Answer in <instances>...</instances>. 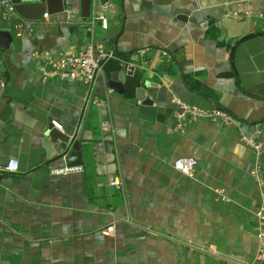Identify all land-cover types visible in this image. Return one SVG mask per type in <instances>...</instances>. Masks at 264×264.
I'll return each instance as SVG.
<instances>
[{
  "label": "crops",
  "instance_id": "1",
  "mask_svg": "<svg viewBox=\"0 0 264 264\" xmlns=\"http://www.w3.org/2000/svg\"><path fill=\"white\" fill-rule=\"evenodd\" d=\"M73 1L79 14L60 21L0 0V264H255L264 0ZM105 5L107 28L94 21ZM91 45L113 58L90 83L45 78L34 55ZM175 98L234 120L182 118ZM51 128L70 137L66 150ZM182 158L196 159L192 176L175 168ZM65 167L82 169L52 174Z\"/></svg>",
  "mask_w": 264,
  "mask_h": 264
},
{
  "label": "built area",
  "instance_id": "2",
  "mask_svg": "<svg viewBox=\"0 0 264 264\" xmlns=\"http://www.w3.org/2000/svg\"><path fill=\"white\" fill-rule=\"evenodd\" d=\"M2 5L5 6L9 12L14 13L15 7L12 3V0H2ZM109 6L105 5L102 7V13L94 17V21L101 22L104 28H107V19L103 14ZM69 17H72L71 11L67 12ZM245 16L251 17L252 13L250 11L245 12ZM258 16L264 20V13L258 14ZM45 17H48V14H45ZM35 57L41 58L48 66L49 69H45L44 75L45 78H61L67 81H83L85 83H90L94 76L103 69L105 63L113 58V52L105 50L103 47H95L93 45L88 46L86 49L80 51L76 55H66L58 54L53 55L49 52H35ZM136 65L127 64L125 68V74L128 77H133L136 74ZM99 104H102V101H96ZM174 102L183 110L181 117H185L187 114L191 115H200L205 117L215 118L217 116L223 117L225 121H233L234 118L221 110H200L194 107L189 106L188 104L182 102L181 100L175 98ZM52 125L58 129L63 130L62 124L58 121H52ZM102 130L104 133L111 131V122L106 120L102 123ZM246 144L253 146L256 150L260 151L262 146L261 144H255L254 140H251L247 137L242 139ZM197 165V161L194 158H182L175 162V168L182 172L185 175L192 176L194 169ZM19 169V162L15 159L9 160L5 170L9 172H15ZM81 167H65L62 169L52 170L54 175H69L81 171ZM262 170L258 167L254 171V175L260 179V174ZM261 182V179H260ZM110 185L117 189H121V182L118 178H114ZM257 217L260 222L259 232H258V241H259V250L256 257L255 264L264 263V196L261 207L257 212ZM115 232L114 226H109L104 231V234L109 236Z\"/></svg>",
  "mask_w": 264,
  "mask_h": 264
},
{
  "label": "water",
  "instance_id": "3",
  "mask_svg": "<svg viewBox=\"0 0 264 264\" xmlns=\"http://www.w3.org/2000/svg\"><path fill=\"white\" fill-rule=\"evenodd\" d=\"M13 3L15 5V10L22 14V11L27 10V6L30 5H39L43 10L47 9L50 11L53 17L58 18L60 21H65L67 18L66 15V9L71 10L74 14H79L77 9V4L73 0H13ZM90 10L87 9V12H81L80 16L83 20H87L90 18ZM45 137L47 139L52 140V142H55L56 139L60 140V148L63 150H66L69 147L70 144V137L66 134H61L60 132L56 131L55 129H49L45 133ZM79 143H75L72 146V149H78Z\"/></svg>",
  "mask_w": 264,
  "mask_h": 264
}]
</instances>
